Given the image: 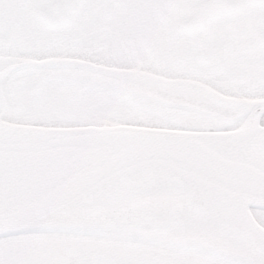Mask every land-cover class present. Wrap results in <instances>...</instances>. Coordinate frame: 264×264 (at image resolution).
Returning <instances> with one entry per match:
<instances>
[{
    "label": "snow or ice",
    "instance_id": "1",
    "mask_svg": "<svg viewBox=\"0 0 264 264\" xmlns=\"http://www.w3.org/2000/svg\"><path fill=\"white\" fill-rule=\"evenodd\" d=\"M0 264H264V0H0Z\"/></svg>",
    "mask_w": 264,
    "mask_h": 264
}]
</instances>
